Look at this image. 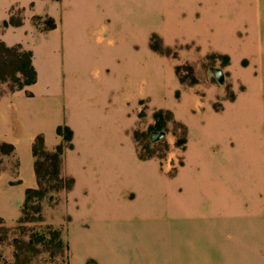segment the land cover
I'll use <instances>...</instances> for the list:
<instances>
[{
	"label": "crops",
	"instance_id": "crops-1",
	"mask_svg": "<svg viewBox=\"0 0 264 264\" xmlns=\"http://www.w3.org/2000/svg\"><path fill=\"white\" fill-rule=\"evenodd\" d=\"M33 5L0 0V42L30 50L36 71L35 82L23 88L0 87V142L12 146L16 162L0 169V217L15 219L26 189L37 186L35 137L42 135L52 149L62 140L56 127L67 124L73 148L63 153L61 174L74 183L65 193L70 219L63 237L69 252L77 241L83 245L75 264H264V141L187 140L169 175L158 158L137 155V107L124 108L131 120L120 129L131 138L135 167L128 169L113 150L119 126L112 106L119 98L127 105L139 100L143 79L126 76L119 85L96 66L93 76L74 74L78 35L61 28L56 12L44 13L56 19L45 30L26 20L2 25L16 7L25 17L40 14ZM225 8L239 57L264 68V0H227ZM102 31H96L97 42Z\"/></svg>",
	"mask_w": 264,
	"mask_h": 264
},
{
	"label": "rangeland",
	"instance_id": "rangeland-1",
	"mask_svg": "<svg viewBox=\"0 0 264 264\" xmlns=\"http://www.w3.org/2000/svg\"><path fill=\"white\" fill-rule=\"evenodd\" d=\"M33 1L40 14L25 17L24 9L16 7L5 20L7 26L26 20L37 29H49L56 19L44 13L56 12L61 28L78 35L79 49L71 60L77 65L74 74L83 70L93 76L96 66L104 79H117L119 85L126 76L143 79L139 100L127 105L119 98L112 106L119 126L113 150L128 169L135 167L131 138L120 129L131 120L124 108L137 107L132 129L137 155L158 158L169 175L181 161L184 140L264 141V68L249 66L239 57L227 0ZM102 26V41L97 42L95 34ZM24 62L14 48L9 53L0 49V87L10 89L27 78L16 72ZM47 149H38L36 158L47 191L43 196L24 195L15 219L0 217V264H75L84 253L79 241L69 252L63 237L70 219L64 211L67 190H54L59 183L54 167L46 162ZM13 157L0 142V169L7 162L14 168ZM69 158L75 166L76 158ZM164 201L171 203L169 198Z\"/></svg>",
	"mask_w": 264,
	"mask_h": 264
},
{
	"label": "trees",
	"instance_id": "trees-1",
	"mask_svg": "<svg viewBox=\"0 0 264 264\" xmlns=\"http://www.w3.org/2000/svg\"><path fill=\"white\" fill-rule=\"evenodd\" d=\"M9 23L7 21H3V26H7ZM20 22L16 23L15 25H19ZM15 49L17 56L21 60H24V65L20 66L16 69V72H19L22 75H26L27 78L20 83H17L16 85H13L10 87L11 90L14 89H20L23 88L25 85L31 84L35 82L36 80V71L31 63V51L25 50L21 47V45H13V46H7L3 42H0V49L5 50L7 53L10 52L11 49ZM3 81H6L5 78H3ZM56 133L61 136L62 140L58 144H56L52 149L47 151H44V155L46 157V162H50V165L54 167V174H55V180L57 181L56 186H54V190L64 189V190H70L73 186L74 179L71 176L63 177L61 174V162H62V156L66 149L73 148V130L67 125V124H60L56 127ZM186 140H184L181 144L183 145ZM4 145V144H3ZM6 145V143H5ZM8 148L10 150H13L12 146L7 144ZM45 146L43 143V137L42 135H37L34 139L33 145H32V153L35 158L34 161V168L35 173L37 176V186L35 188H28L25 191L26 198L30 196L32 193H38V195L43 196L44 193L47 191V188L43 187L42 178L40 177L39 172V162L36 159L38 155V149L44 150ZM143 158L142 156H139ZM66 181L64 184L63 182ZM93 263V261H89L87 264Z\"/></svg>",
	"mask_w": 264,
	"mask_h": 264
}]
</instances>
